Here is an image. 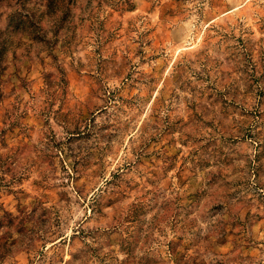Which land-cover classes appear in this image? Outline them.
Returning a JSON list of instances; mask_svg holds the SVG:
<instances>
[{
  "label": "rangeland",
  "instance_id": "374dc122",
  "mask_svg": "<svg viewBox=\"0 0 264 264\" xmlns=\"http://www.w3.org/2000/svg\"><path fill=\"white\" fill-rule=\"evenodd\" d=\"M0 264H264V0H0Z\"/></svg>",
  "mask_w": 264,
  "mask_h": 264
},
{
  "label": "trees",
  "instance_id": "16d2710c",
  "mask_svg": "<svg viewBox=\"0 0 264 264\" xmlns=\"http://www.w3.org/2000/svg\"><path fill=\"white\" fill-rule=\"evenodd\" d=\"M62 1L63 0H48V6L51 7L52 5H57L58 3Z\"/></svg>",
  "mask_w": 264,
  "mask_h": 264
}]
</instances>
